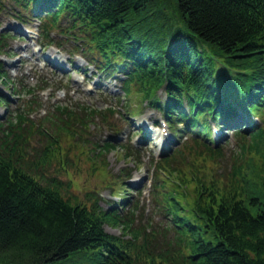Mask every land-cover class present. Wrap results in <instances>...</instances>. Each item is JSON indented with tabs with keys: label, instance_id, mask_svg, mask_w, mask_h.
Masks as SVG:
<instances>
[{
	"label": "trees",
	"instance_id": "trees-1",
	"mask_svg": "<svg viewBox=\"0 0 264 264\" xmlns=\"http://www.w3.org/2000/svg\"><path fill=\"white\" fill-rule=\"evenodd\" d=\"M174 2L184 29L165 25ZM5 8L25 24L39 19L44 49L69 45L72 55H84L97 70L122 74L119 100L126 114H141L148 104L190 131L159 159L150 156V195L165 223L141 225L139 200L130 192L141 195L142 188L126 183L132 174L125 168L105 184L119 200L96 187L77 191V175L68 168L75 146L93 171L108 174L107 153L118 146L141 165L125 143L92 141L86 150L85 131L96 120L118 127L110 115L120 109L57 103L52 115L35 119L38 92L62 84L42 77L17 87L0 58L1 82L29 95L0 115V264H53L98 246L104 249L99 264H264V0H0V11ZM15 35L0 29V56ZM0 101L11 100L0 94ZM257 115L261 123L253 124ZM212 120L238 138L243 159L228 170ZM244 121L250 129L241 127Z\"/></svg>",
	"mask_w": 264,
	"mask_h": 264
},
{
	"label": "rangeland",
	"instance_id": "rangeland-1",
	"mask_svg": "<svg viewBox=\"0 0 264 264\" xmlns=\"http://www.w3.org/2000/svg\"><path fill=\"white\" fill-rule=\"evenodd\" d=\"M168 6L165 16L166 18L169 17L170 22H166L165 25L167 27L175 25L173 27L178 26L184 29L177 23V17L174 13L177 8L176 3L174 2V6L168 3ZM11 11L8 12L6 8L0 11V21L2 23L0 29H10L16 34L15 37L8 40V53L1 55V57L4 63L3 67L9 72L15 81V85L17 87L26 84L34 85L42 77L47 78L49 83L54 86L62 84V81L66 82L62 90L55 92L48 89L39 94L42 105L32 116L35 119H39L47 114L52 115L49 111L53 112V108L57 103L74 106L75 110H79L77 103H86L97 108H105L107 106L120 108L118 111L121 112V115H110L108 113L111 120L119 125L118 127L112 128L103 120H96V126L91 124L90 128L85 131L82 139L86 143V150L90 151L92 141L103 142L109 140L114 144H127L131 151L138 152L142 160L141 165L137 166L132 159L129 160L123 155L119 146L112 148L107 153L109 172L104 174L105 171H93L90 167L91 162L86 154L78 153L79 148L75 146L73 150H69V155L74 157V162L69 164L68 168L77 175L74 179L77 191L84 192L86 188L96 187L102 192L104 197L119 200L120 197L114 195L113 190L105 187V184L108 182L114 183L117 180L115 178L116 173L120 169L125 168L132 174V177L127 179L126 183L142 188L141 195H139L137 189H133L130 192L134 199L138 198L139 200V208L135 211L136 221L141 223V225L146 224L148 227L161 228L165 223V219H162L161 213L155 208L150 195L154 170L150 162V156L153 155L159 158L162 152H168L176 145H181L185 141V137L188 136V124L185 122L178 123L176 130L179 131V134H175L174 128L168 126L169 131L167 130L166 135H164L165 127L163 122L167 118L160 108H152L147 104L146 109L141 114L135 116L126 114L123 102L119 100V97L121 99L124 93L120 80L123 76L122 74L111 75L89 66L88 61L83 56H72L69 53L71 48L69 45L63 51L58 47H51L49 50L41 51L36 42L37 37H34L35 31H37L35 21L26 25L20 23ZM144 14L145 12L141 13L140 16L142 17ZM152 18V24H154V17L152 16ZM87 71L88 74L86 73ZM10 90L0 80V94L7 95L11 100L7 105L0 101V115H5L7 108L15 111L25 102V94H14ZM164 92V89H162L160 94L164 95ZM28 97L29 95H27ZM259 117V115L251 117L253 124L261 123ZM211 122L213 126L220 125L217 121L212 120ZM246 124L248 123L245 121L241 122V127H247L248 130ZM220 126L222 127L223 125ZM223 129L222 137L218 135L213 137L214 139L221 138L219 143L224 145L225 154L222 166L228 170L237 158L242 160L243 157L237 155L239 150L238 138L233 130L227 129L225 126ZM67 144L69 146L72 142L67 140ZM184 149L186 150L187 148ZM183 157L187 158L185 154ZM208 173L213 175L216 172L209 169ZM116 187L119 189L120 184L117 183ZM102 203L104 206L111 207L110 203L108 204L106 201ZM116 205L121 211L123 210L124 212L126 210V207L121 206L120 201H117ZM105 228L113 234H121L120 227L105 224ZM103 252L104 249L101 246L81 248L70 253L68 257L55 261L53 264H99L104 259L102 256Z\"/></svg>",
	"mask_w": 264,
	"mask_h": 264
},
{
	"label": "bare ground",
	"instance_id": "bare-ground-1",
	"mask_svg": "<svg viewBox=\"0 0 264 264\" xmlns=\"http://www.w3.org/2000/svg\"><path fill=\"white\" fill-rule=\"evenodd\" d=\"M35 19L38 21V24H39V23H40V22H39V19H37V18H35ZM247 125H248V124H247ZM142 129H143V128H142ZM144 130H145V129H144Z\"/></svg>",
	"mask_w": 264,
	"mask_h": 264
}]
</instances>
